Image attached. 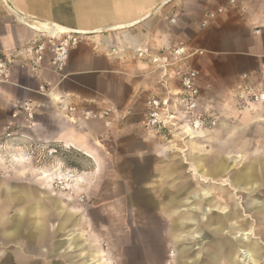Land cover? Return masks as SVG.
<instances>
[{
    "label": "crops",
    "instance_id": "0c3cea01",
    "mask_svg": "<svg viewBox=\"0 0 264 264\" xmlns=\"http://www.w3.org/2000/svg\"><path fill=\"white\" fill-rule=\"evenodd\" d=\"M228 1L0 0V58L12 60L9 79L0 84V131L10 121L11 112L23 102L33 104L37 121L35 128L22 130L15 140L9 142L12 149L27 148L28 151L34 147L41 150L48 143H55L82 153L94 167L86 177H76L77 185L89 184L88 181L100 177L103 164L99 153L133 154L135 172L114 173V176L122 179L134 175L138 179L145 209L151 208L148 202L151 198L145 193L153 191L149 186L155 184L151 181H156L157 209L169 220L170 245L174 251L176 249L174 261L177 264L184 258L179 255H184L189 248L182 241L186 242V232L192 227L199 230L203 241L199 252L189 258L191 264H242L237 262L240 249L252 256V262L243 264H264V251L258 242L249 235L248 240L238 235L234 238V232H253L254 227L250 220L242 218L244 214L234 204L232 193H221L230 201V208L212 199L211 195L209 200L213 204L203 199L207 195L191 194L202 189H188L182 185L173 193L175 172L184 166L176 161L178 156H174L182 141L180 137H166L144 128L145 100L161 92L160 73L154 70L150 57L165 54L177 46L202 52L178 68L199 73L198 109L208 117L196 134L198 146L192 147L187 137L194 152L202 151L198 142L205 133L217 132L225 136L239 133V129L227 125L236 114L233 111L236 105L242 106L245 112L257 107L256 103L250 102V95L258 90L254 86L256 83L264 82V0H235L234 5H229ZM219 7L225 8L224 13L210 20L208 14ZM43 22L95 33L79 35L82 41L70 49L66 64L58 71L48 54L38 64L25 55L29 45L40 37L29 24L36 29L34 23L43 25ZM202 23L206 26L202 27ZM118 26L126 28L114 30ZM139 50L141 56H138ZM202 78H207L205 84ZM215 79L224 80L226 87L217 85ZM169 81L172 89L179 86L172 74ZM40 85L52 90L49 97L37 93ZM217 93H223L222 99H217ZM58 97H66L69 104L78 107L116 111L110 114L109 120H84L81 117L68 120L56 108ZM104 121H108L109 126H105ZM26 161L11 160L13 165L20 166ZM212 161L206 166L202 158L192 157V162L185 165H189V171L202 172L206 180L229 171L226 182L231 183L230 188L249 187V191L245 189L248 191L246 215L257 216L258 223L264 226V200L255 203L250 191V185L255 181L256 161L249 160L243 170L234 172L231 171L235 166L233 160L219 158ZM257 162L264 174V157ZM127 168L131 167L126 163L124 169ZM59 173L55 177L58 178ZM38 179L39 190L49 188L51 178L48 179L46 173H41ZM203 189H209L212 194V189ZM123 199L126 202L121 208L107 211L112 216L109 222L116 229L124 222L122 217L128 208L129 199L127 196ZM193 199L200 200L203 211L202 216H196L195 225L187 222L191 217L189 206L184 208L185 201ZM47 201L46 193L31 194L22 187H13L8 181L0 182V264H66L62 261L68 257L66 249L84 250L73 235L75 230L72 232L78 219L74 214L63 216L62 208L52 203L48 205ZM52 206L54 214H51ZM52 216L58 223L50 231L47 222ZM153 224L154 227L145 231L155 240L153 233L158 224ZM68 228L71 233L67 235V241H49L50 235L56 237ZM190 232H187L188 236ZM85 250L82 263L100 264L96 252ZM199 254L202 261L198 260Z\"/></svg>",
    "mask_w": 264,
    "mask_h": 264
},
{
    "label": "rangeland",
    "instance_id": "374dc122",
    "mask_svg": "<svg viewBox=\"0 0 264 264\" xmlns=\"http://www.w3.org/2000/svg\"><path fill=\"white\" fill-rule=\"evenodd\" d=\"M205 79L207 78H202L204 84L207 81ZM215 80L217 85L226 87L227 83L224 80ZM259 83L254 85L257 86L256 89L264 87V82ZM216 97L218 100L222 99L223 93H217ZM256 104L257 107L250 109L248 112H245L242 106L236 105L234 107L233 111H236V114H233L231 119L227 121V125L229 128L239 129L238 134L225 136L217 132L205 133L202 141L198 142L202 145L201 152H194L190 146V144L192 147L198 146L196 140L198 135L189 134L188 138L191 142L188 139L181 142V148L176 151L174 156H178L176 161L182 162L184 166L175 172L176 180L172 186V191L174 193L182 185L188 189H202V191H194L191 194L207 195L208 197L202 198L210 203L212 202V200H209L211 195L212 199H216L228 208H230L231 203L221 193H232L234 204L244 214L242 218L250 220L254 227L253 232L251 230L234 232V238L238 235L248 240L247 236L249 235L251 239L258 242V245L264 251V242L262 241L264 226L258 223L259 218L257 216L253 218L246 215V196L249 187L243 186V189L230 188L231 183L226 182L230 176L229 171L219 177L206 180V178H203L202 172L193 169L189 171V165H185L192 162V157L202 158V162L206 166L211 164L212 160L220 158L227 161L231 160V162L233 160L232 164L235 166L231 171L234 172L243 170L246 163L253 159L256 163L254 168L255 181L250 185L252 187L250 189L252 192L251 198L255 200V203L264 200V174L257 162L264 157V102ZM25 146L28 147L27 144ZM26 149L13 150L10 144H6L0 149V156L3 160L0 162V182L8 181L13 187H22L31 194L46 193L48 205L55 204L58 208L63 209V216L74 214L78 219L77 226L72 229V232L75 230V238L78 239L84 250L77 251L73 249L74 251H72L66 249L65 254L68 257L62 259L63 263L84 264L82 261L85 260V249H87L98 254L97 258L100 264H177L174 261L176 249L174 251L170 245L171 235L167 228L169 220L166 216L161 215L157 209L158 199H155L157 195L156 181H151L155 184L149 186L153 191L149 192L147 190V193H145L146 196L151 198V200H148L151 208L145 209L143 200L140 198L141 192L138 187V179L134 175L124 176L122 179H118L119 176H114V173L135 172L134 163L136 159L131 156L133 154L126 155L121 152L110 151L99 153V158L103 164L100 177L88 181L89 184L82 182L77 185L76 177L79 175L86 177V174L90 173L94 167L92 161L82 153L64 149L61 144L55 143H48L45 149L41 150H36L34 147H31L28 151ZM23 159H26L27 163L21 166L13 165L11 162V160L23 161ZM126 163L131 168L124 169ZM120 166H123V168ZM247 168H249V164H247ZM57 172L61 173H59L58 178L55 177ZM41 173H46L48 179L51 178V180L49 188L39 190L41 186L38 178H40ZM240 186L241 184L238 183V187ZM206 187L212 189V194L209 189H203ZM126 191H129L127 195ZM125 195L129 199L128 208L125 217L121 216L124 222L122 225L119 224L116 229L111 226L109 220L112 216L107 211L114 207L121 208L123 202H126L123 199L126 197ZM199 201L194 199L185 201L187 203L184 208L189 206V217L191 216L190 221L187 222L191 225L197 224V215L202 216V205ZM51 209V214H54L53 206ZM152 213L154 214L152 215ZM150 216H153L152 220L149 219ZM54 218L53 216L48 218L47 225L50 231H53L58 223V220ZM154 222L158 224L157 229L155 228L156 231L153 233L155 240L145 231L148 227H154ZM190 230L192 232L188 236L187 232ZM198 231L197 228L193 229V227L188 229L185 235L188 242L187 240L186 242L181 240L189 248L184 255H179L181 259L184 257L179 264H191L189 258L201 249L199 245L202 244L203 239L202 234ZM70 233L71 231L68 228L61 234H57L56 237L53 236L52 238L50 235L49 241L53 239L65 242ZM193 244L197 247H193ZM243 251L245 250H239V261H237L242 264L246 263L242 259ZM198 260L202 261L201 254H199Z\"/></svg>",
    "mask_w": 264,
    "mask_h": 264
},
{
    "label": "built area",
    "instance_id": "2783aa9c",
    "mask_svg": "<svg viewBox=\"0 0 264 264\" xmlns=\"http://www.w3.org/2000/svg\"><path fill=\"white\" fill-rule=\"evenodd\" d=\"M229 5H234L235 0H229ZM225 8L219 7L215 12L208 14L210 20L218 14L224 13ZM173 22V20H171ZM202 27L206 23L201 24ZM31 28V26H29ZM47 32L42 28L37 32L40 37L33 41L27 48L26 56L32 58L34 64L43 62L46 54L50 55L51 63L58 71L66 64L71 48L78 45L82 38L61 32ZM138 56L142 55L141 50ZM202 52L177 46L169 49L165 54L150 57V63L154 70L160 73L161 92L145 100L144 128L148 131L165 134L166 137L177 136L181 141L188 139L189 134L196 135L206 123L208 117L199 111L200 89L198 87L199 73L193 69L180 70L179 65ZM12 60L0 58V84L7 82L10 75ZM24 67V64L21 65ZM171 74L178 80L176 89L170 87ZM246 78V77H244ZM37 93L49 97L52 90L45 85H40ZM58 112L66 118L74 119L81 117L84 120H109L110 114L115 109L101 111L78 107L67 102L66 97H58L56 101ZM250 102H264V87L250 95ZM34 106L31 102H23L14 109L10 118L0 131V149L4 145L16 139L24 129H33L37 126ZM72 119V120H73ZM109 126L108 121H104Z\"/></svg>",
    "mask_w": 264,
    "mask_h": 264
},
{
    "label": "water",
    "instance_id": "95a60500",
    "mask_svg": "<svg viewBox=\"0 0 264 264\" xmlns=\"http://www.w3.org/2000/svg\"><path fill=\"white\" fill-rule=\"evenodd\" d=\"M145 18V17H144ZM144 18H142L141 20L135 22V24L139 23L140 21H142ZM134 25V24H133ZM51 27H55L56 29L58 30H61L62 32L64 33H68V34H73V35H90V34H94L95 32H81V31H76V30H70V29H66V28H63L59 25H55V24H50V23H47V22H43V25H42V28L43 30H50ZM129 27V26H128ZM127 27V28H128ZM126 27L125 26H118L116 28H114V30H122V29H125ZM35 32H39L38 30L32 28Z\"/></svg>",
    "mask_w": 264,
    "mask_h": 264
},
{
    "label": "bare ground",
    "instance_id": "6f19581e",
    "mask_svg": "<svg viewBox=\"0 0 264 264\" xmlns=\"http://www.w3.org/2000/svg\"><path fill=\"white\" fill-rule=\"evenodd\" d=\"M22 17V16H21ZM25 23H28V22H25ZM29 26H31L30 24H29ZM34 27H36V30L37 29H41L42 28V25H39V24H36V23H34ZM31 28H33L32 26H31ZM35 29V28H34ZM43 29V28H42ZM38 30V31H39ZM56 30H58V29H56L55 27H51V29L50 30H44V31H47V32H57ZM59 31H61V30H59ZM62 32V31H61ZM199 138V137H198ZM182 151H185V150H182ZM53 177V176H52ZM190 221V220H189ZM78 223V222H77ZM76 225V224H75ZM73 234V233H72ZM74 235V234H73ZM245 235V234H244ZM72 237V236H71ZM70 237V238H71ZM195 237V236H194ZM198 245V244H197ZM80 249V248H79ZM93 252V251H92ZM236 253V252H235ZM239 254V253H238ZM89 257V256H88ZM92 258V257H91ZM242 259H243V261L244 262H246V261H251L252 260V256H251V254L248 252V251H243V257H242ZM95 260V259H94ZM98 260V259H97ZM255 260H256V258H255ZM90 261V260H89ZM93 262V261H92ZM252 262V261H251ZM248 264V263H247Z\"/></svg>",
    "mask_w": 264,
    "mask_h": 264
}]
</instances>
